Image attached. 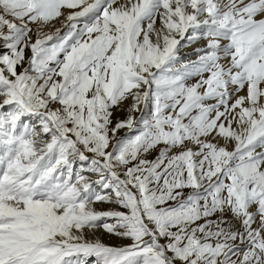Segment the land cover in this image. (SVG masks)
Segmentation results:
<instances>
[{"label": "snow or ice", "instance_id": "1", "mask_svg": "<svg viewBox=\"0 0 264 264\" xmlns=\"http://www.w3.org/2000/svg\"><path fill=\"white\" fill-rule=\"evenodd\" d=\"M0 264H264V0H0Z\"/></svg>", "mask_w": 264, "mask_h": 264}, {"label": "bare ground", "instance_id": "2", "mask_svg": "<svg viewBox=\"0 0 264 264\" xmlns=\"http://www.w3.org/2000/svg\"><path fill=\"white\" fill-rule=\"evenodd\" d=\"M58 26V25H57Z\"/></svg>", "mask_w": 264, "mask_h": 264}]
</instances>
